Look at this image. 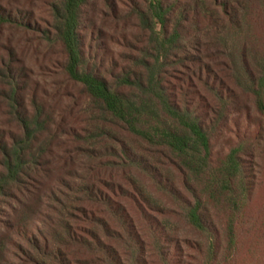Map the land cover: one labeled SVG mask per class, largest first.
Segmentation results:
<instances>
[{
	"label": "trees",
	"instance_id": "1",
	"mask_svg": "<svg viewBox=\"0 0 264 264\" xmlns=\"http://www.w3.org/2000/svg\"><path fill=\"white\" fill-rule=\"evenodd\" d=\"M264 0H0V264H264Z\"/></svg>",
	"mask_w": 264,
	"mask_h": 264
},
{
	"label": "rangeland",
	"instance_id": "2",
	"mask_svg": "<svg viewBox=\"0 0 264 264\" xmlns=\"http://www.w3.org/2000/svg\"><path fill=\"white\" fill-rule=\"evenodd\" d=\"M262 194L264 195V188H263Z\"/></svg>",
	"mask_w": 264,
	"mask_h": 264
}]
</instances>
